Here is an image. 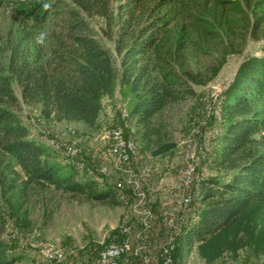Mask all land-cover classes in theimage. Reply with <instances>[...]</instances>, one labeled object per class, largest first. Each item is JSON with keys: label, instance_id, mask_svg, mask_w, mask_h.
Here are the masks:
<instances>
[{"label": "trees", "instance_id": "trees-1", "mask_svg": "<svg viewBox=\"0 0 264 264\" xmlns=\"http://www.w3.org/2000/svg\"><path fill=\"white\" fill-rule=\"evenodd\" d=\"M194 2L0 0L9 8L7 39H11L5 47L6 73L0 74L3 198L17 194L19 211L31 192L59 193L77 204L119 205L111 188L101 190L93 179H77L74 172L64 171L41 144L27 139L26 127L1 104H16L10 85L15 82L22 102L40 106L43 118L94 128L101 99L112 94L118 81L132 95L126 120L132 121L143 149L153 156L165 154L172 147L167 108L194 95L188 80L203 82L191 76L172 79L162 39L177 20H194L190 11ZM257 8L252 20L255 40L264 36V0ZM94 18L103 21L112 53L97 41L88 22ZM198 22L195 17L193 24ZM238 77L225 104L226 127L215 160L225 178L203 181V207L185 225L182 245H173V263L183 247L194 246L201 259L212 263L226 253L236 255L241 248L264 241V117H259L254 105L255 98L264 97V60L249 64ZM16 262L0 240V264Z\"/></svg>", "mask_w": 264, "mask_h": 264}, {"label": "rangeland", "instance_id": "rangeland-1", "mask_svg": "<svg viewBox=\"0 0 264 264\" xmlns=\"http://www.w3.org/2000/svg\"><path fill=\"white\" fill-rule=\"evenodd\" d=\"M223 1L219 4L195 0L190 9L194 20H177L171 32L162 39L172 79L181 76L188 80L191 76L203 82L188 80L194 95L167 108L165 121L172 147L163 155L153 156L143 149L132 121L126 120L132 95L118 81L112 94L101 99L94 128L79 122L43 118L40 106L23 103L20 88L15 82L10 84L16 104L1 105L26 127L27 139L45 145L54 155L53 161L63 166L64 171L74 172L77 179H93L101 190L111 188L119 202L115 207L77 204L59 193L39 195L31 192L23 210L19 211L17 194L9 199L0 194V224L3 225L0 240L9 248V255L17 259L16 264H96L98 253L108 247L106 243L118 239L129 241L132 251L123 257L121 264H155L167 246L182 245L181 231L203 207V181L211 177L225 178L215 167V160L221 144L220 135L226 127L227 98L245 67L256 60H264V36L252 38L253 14H258L257 6L262 0ZM6 8L0 4V74L6 73L5 47L11 42L7 39L10 21ZM195 17L199 22L193 24ZM88 22L97 41L112 53V43L103 34V21L94 18ZM254 100L257 114L264 117V97ZM118 124L122 125L125 140L134 144L127 146V156L133 160L125 162V168L115 167L108 156L115 155L108 132ZM60 143L68 144L67 152L75 154L64 153ZM189 146L194 170L187 171V178L193 179L194 199L183 207L180 201L187 191L178 185L177 179L187 152L185 147ZM11 167L21 175L14 163ZM145 167H154L148 177L149 185L157 186L164 171L170 174L165 177L167 186L159 185L149 201L152 225L147 239L150 246L141 256L136 251H143L141 237L144 234L138 233L143 229L135 222L132 205L145 192L133 186L127 171L145 170ZM171 214L177 215L181 229L168 223ZM172 264H264V241L243 247L236 255L226 253L212 263L201 259L194 246L183 247L182 255Z\"/></svg>", "mask_w": 264, "mask_h": 264}, {"label": "built area", "instance_id": "built-area-1", "mask_svg": "<svg viewBox=\"0 0 264 264\" xmlns=\"http://www.w3.org/2000/svg\"><path fill=\"white\" fill-rule=\"evenodd\" d=\"M122 120V115L121 118ZM124 121V120H122ZM77 138H75L73 141H75ZM108 139H110V147L115 148V155H108L109 158L112 161V164L115 165V167L121 166L125 168V162H132L133 158H129L127 156V146H134L133 143H129L128 141L125 140V132L122 131V125L118 124L116 125V128L114 130H110L108 132ZM73 141H71L68 144H71ZM68 144H62L60 143L62 151L64 153H71V155H74L75 152H67V145ZM186 153H184L183 157V167L180 169V178L177 179L178 185L182 186L187 192L185 193L184 197L181 199L180 204L183 207L188 206L193 198V190L192 189V182L193 179L187 178V171H193L194 166H193V159L192 155L188 151L190 149L189 147H185ZM161 164V163H160ZM154 168V167H153ZM153 168H146L145 170H132V171H127L128 177L130 178V182L133 184L135 188H140L144 189V195L139 198L134 205H132V215L135 216V222L138 225V227L142 228L143 231L138 232L140 235L143 233V237H141V250H137L136 252H140V255L142 256L141 252H148V248L150 246V243L148 242L149 240L147 233L149 232V228L151 227V209L149 205L150 199H152L157 191V187L160 185L161 187L167 186L165 177H167L170 172L167 170L164 171V174L161 179H159V184L157 186L149 185L148 184V177L153 173ZM106 171V169H104ZM107 168V172H108ZM126 205H128L126 203ZM176 212V211H175ZM176 214H171L169 217V224H172L174 227H178L177 229H181V224H179L176 220ZM182 232V231H181ZM132 252L131 251V244L129 241L123 239L118 243H115L112 245V251H105V252H99L97 256V261L96 264H121V261L123 257L128 253ZM135 252V253H136ZM172 253H173V247L172 245H169L166 247L165 252L162 254L160 261L158 260L155 264H172L173 263V258H172ZM43 255H45L43 253ZM46 259L51 260V258H47L45 255ZM60 258V256L58 257Z\"/></svg>", "mask_w": 264, "mask_h": 264}, {"label": "bare ground", "instance_id": "bare-ground-1", "mask_svg": "<svg viewBox=\"0 0 264 264\" xmlns=\"http://www.w3.org/2000/svg\"><path fill=\"white\" fill-rule=\"evenodd\" d=\"M114 151H115V148H114ZM105 251H112V245H108V247H105L102 252H105Z\"/></svg>", "mask_w": 264, "mask_h": 264}, {"label": "crops", "instance_id": "crops-1", "mask_svg": "<svg viewBox=\"0 0 264 264\" xmlns=\"http://www.w3.org/2000/svg\"><path fill=\"white\" fill-rule=\"evenodd\" d=\"M83 125H84V124H83ZM43 147H44L45 149H47L45 145H43ZM51 155H52V154H51ZM53 156H54V155H53ZM53 156H52V157H53Z\"/></svg>", "mask_w": 264, "mask_h": 264}]
</instances>
